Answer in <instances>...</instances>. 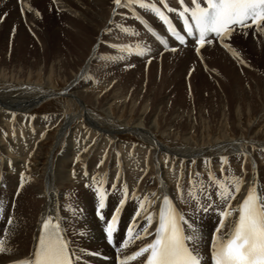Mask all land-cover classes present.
Masks as SVG:
<instances>
[{"label": "bare ground", "instance_id": "bare-ground-1", "mask_svg": "<svg viewBox=\"0 0 264 264\" xmlns=\"http://www.w3.org/2000/svg\"><path fill=\"white\" fill-rule=\"evenodd\" d=\"M12 1L13 3L19 2V0H10L8 5L11 4ZM28 1L32 0H22V2L25 3H28ZM33 1L39 2V4L43 2L47 4L46 1H48V3L53 2L52 0ZM92 1L96 6H100L101 8L103 7L107 10L109 18L105 21L104 27L101 30L99 29L100 31L97 32V39L94 38L97 42L92 48L87 50L89 54L85 60V65L83 63L84 66L81 68L82 70L79 69L78 74L74 75L70 79V82L64 89L60 90L52 87L48 79L50 76L46 77V80L43 82H25L22 80L9 81L7 79L8 77L3 76L5 74L0 75V82L4 84L0 87V239H7L8 245L12 249L11 254H0V264H11L13 260L26 258L30 254L34 237L38 235L41 218L42 216L47 215H55L61 218L62 226L66 228L67 237L72 241L74 247L98 253V255H84L82 264H116V249L113 245H110L107 242L106 235L103 231L104 223L96 216L97 199L95 192L93 191V188L86 187L87 184L91 183L92 176H96L97 179L106 178L107 182L104 187L109 189L106 199V208L103 210L106 218L111 215L114 207L118 204L120 195L118 191H113L111 189L113 182L117 184V188H120L122 184L126 183L130 195L133 191H135L138 195L150 194L152 192L159 193L161 191L169 195V197L174 200L178 208L186 214V218L190 220V222L202 235L200 250L209 264L211 237L218 225V214L214 210H209L207 213L202 210L196 211L194 203L191 205L181 203L177 199V183L179 182L183 191L187 193L188 187H190L188 183L189 178H193L195 173H200L201 177L204 176L203 174H209L210 171L221 172L222 165L219 159L221 156H226L228 159V164L223 165L224 169H228L227 166L229 163H233L235 161L238 162V164L243 165V160L245 159L244 154L246 153V162L249 164V167L245 179L251 180L253 174L255 173L258 176L259 184L264 187V155H260L264 154V131H261L260 128H258V126L261 127L260 125L264 122V87L262 89H258L256 87L253 94L246 92L245 88L243 90L242 86L244 78H248L249 80L251 79L253 82L257 81L260 68L263 69L261 77L264 76V35L255 33L253 28L246 30L238 29L233 32L229 41H233V45L231 47L235 51L240 50L243 55L245 52L256 54L258 47H260L259 43L261 42L263 53L262 56H255L253 59L242 55V57L245 58L242 59V57H239L237 62L233 60L234 69L232 70V77L235 78V81L233 84H230L229 82L230 87L228 88V92L230 99H232L235 104L231 110L226 104H222L219 111L223 117L228 119H230L231 114H234L235 118H239L240 116L247 117V115H256L255 119L249 123L247 122V125H243L242 122L238 121L236 125L234 124V127H236L235 129L231 130L230 128V131L233 134L232 136L227 133L228 131L226 128L224 131L222 129L223 132L221 136L210 137L205 140L200 137L194 138L193 134L196 132L195 123H192V120L189 121L187 119V129L180 136L179 131H174L175 128L179 129L182 124V120L179 122L177 120V116L180 112L177 108L170 110L171 113H169V115L172 116H170V119H166V115L168 113L166 110L167 104L165 103L168 98L165 96L160 98L158 104L153 105V108L149 112H146L149 107L147 109L146 107L140 108L137 110L138 112H136V119L133 118L134 120L127 121L114 115L112 105H115L116 103H113L114 101L111 102L114 99L109 98L110 100L106 102L98 101L97 96H94L96 93L94 95L92 94L91 88L88 86V82L84 80V76L88 74L87 72L90 70L88 69L89 65H92L90 62L93 59V56H95L94 53L98 46L101 32L110 28L111 25L114 24L115 20L117 21L120 19L123 20V22L125 21L123 27H127L129 29V33H135V35L125 33L126 38L130 40L129 42H127L128 40L125 42H133L135 46L146 45L150 48V51L157 54L166 48L159 44V42L153 37L152 32L155 31L160 35L167 34L164 29V23L160 21L154 13L147 9H141L138 5H134L135 14L127 8L117 9L114 14V5L112 4V0ZM0 2H3V0H0ZM145 2L157 3V6L161 7L163 10V6L159 3V0H145ZM166 2L170 7L179 10L180 5L178 0H166ZM190 2L191 0H185L186 4H190ZM53 6L54 5H52V7ZM61 7L62 6H60V8ZM64 9L67 12L66 15L70 19L72 11L70 8L66 9L64 7ZM42 10L44 11L45 9ZM60 11L61 10L59 9V12ZM17 12L14 13L16 15L9 16L7 25L4 23L6 29L2 31L1 34H11L14 25L21 27V21L23 20L21 19L22 16H25L24 19H26V21L28 20V14L20 16V12ZM45 12L48 13L47 10ZM166 14L180 24V19L175 13L166 12ZM137 16L139 19L136 18ZM75 17H77V15L74 16V18ZM84 18H86V20L88 19L89 22L88 14H84ZM29 20H31V17ZM109 21L112 22L109 23ZM82 22L83 21L73 19L69 21L68 26H63V24L60 25L52 19L49 24L55 37L59 34L58 31L61 30L64 33V36L71 39L73 37L75 38V36L71 34L72 30L70 26L76 25L75 27H77V25H82ZM0 25H2L1 21ZM148 29H151L152 31L150 32ZM23 30H25L23 27L21 30L18 29V33L20 35L18 37V41L25 44V41L22 40L21 37L23 36ZM243 40L244 42H242ZM112 43H114V41ZM213 43L216 44L205 45V47L212 49V51H214L217 55H222L221 53L224 52H230L227 48L223 49L220 47L222 44L218 40H214ZM180 46L181 45L176 42H172L168 49L171 47L179 48ZM185 46L186 48L195 50L194 39H190ZM208 56L206 57L208 58ZM241 60L246 63H241ZM64 63L65 61L61 54H54L49 66V71L53 72V69L61 70L60 67ZM36 65L38 71L45 72L46 67L43 64L42 59L40 60L37 58ZM108 81L112 80L110 79ZM104 83H106V81ZM258 85L259 84L255 86ZM134 94L136 95V93ZM210 94L212 93L210 92ZM218 95L224 103L223 95L225 96V94L219 92ZM63 96L69 97L72 101L71 109L60 115L62 117L60 120L63 124H60V128L57 129L58 133L56 136V144L59 143L60 139H63L64 148L59 155L46 156L48 163H44L45 165H42V168L41 166L32 168L26 160L28 157L35 155L24 154L29 145H31L29 144L30 142L27 137H30L29 135L32 133L36 134L37 138L40 134L39 132H42L39 131L41 128L39 127L41 125L40 121H36L32 118V111L35 107L49 101L51 98L53 99ZM87 98L92 100V106L94 109H90L87 108L88 106H85L87 101L85 103L84 101ZM112 98H114V96H112ZM256 99L258 101H256ZM119 100L121 99L119 98L118 101ZM253 100L255 101L253 102ZM122 101L124 102V100ZM250 102H253V106ZM134 104H136V101ZM94 110L102 113V116ZM129 115H131V113ZM60 116H54L48 125H51V123L54 124L56 120L60 121ZM78 117H82L84 119L87 127H90V132L98 134V139L95 141V148H92L93 151H89L91 153H88L90 155H85V147L92 141L89 139L87 141L86 138L83 139V137H85L82 135L83 126L80 128L81 126L77 124L78 128L75 130L71 129L70 126ZM31 120H33L35 131L29 130V127L26 126L27 124L25 125L27 122L31 123ZM12 130L16 136V133L21 134L20 138L16 136L9 137V134L11 133L10 131ZM128 132L136 135V137L138 136L143 143L138 144L135 142L136 144H131L122 142L118 135ZM23 137L26 139H23ZM159 137L166 140L167 143H164V141L160 140ZM177 141H182L183 144L179 145ZM245 141H247L246 144L243 143ZM107 143H109V145L111 144L112 151L110 152V155H101L103 152H106V150H103L102 152L101 149L104 147H101ZM145 147L150 150V155H142L145 153ZM121 149L124 150V153H121ZM117 153H119V156H117ZM133 153H136V155H132ZM42 156L43 155H38V158L41 159ZM77 157H79V159ZM101 159H103L104 162L98 167L97 165ZM244 167L246 168V166ZM141 169H144V171H141ZM237 169L239 170V168ZM28 170L32 171L34 179L30 177L31 173ZM151 170L156 172L152 177H150ZM74 171L75 177H73ZM85 171L88 173L87 177L84 176ZM181 172L183 173L182 176L180 175ZM117 173H119V181L116 180ZM21 174H23V181L21 179ZM105 174L110 175V184ZM218 175L220 174H216L218 178L222 177V175ZM239 175L242 174L240 173ZM140 177L143 178L140 179ZM161 185L163 187H161ZM246 188L247 184L244 188H242L241 193L237 195L236 200L233 201L234 205L244 194H246ZM32 203L38 204L36 216L32 213ZM136 208L137 204L134 199L130 198L126 201L120 214L118 226L119 231L114 234V243L125 237L127 227L131 223ZM16 212L18 214L17 218L14 214ZM9 218L13 221L12 226H9L7 223ZM140 223L142 225L143 221ZM29 226L31 227L29 228ZM6 231L9 233L7 237L4 236ZM144 242L146 241H136V243L128 249V252L135 250L136 247L140 246ZM132 264H137V262H132Z\"/></svg>", "mask_w": 264, "mask_h": 264}, {"label": "rangeland", "instance_id": "rangeland-1", "mask_svg": "<svg viewBox=\"0 0 264 264\" xmlns=\"http://www.w3.org/2000/svg\"><path fill=\"white\" fill-rule=\"evenodd\" d=\"M9 1L10 0H3V2H0V18H1L0 21L2 24L0 25V75L5 74L3 76L8 77L7 79L9 81L22 80L25 82L26 81L43 82L44 80H46V77L50 76L48 79L52 87L60 90L64 89L70 82V79L74 75L78 74L79 69L82 70L81 68H83V66L85 65L86 63L85 60L89 54L87 50L89 48H92L94 44L97 42V40H95L97 39V32L104 27L105 21L109 18L108 11L105 10L103 7L101 8L100 6H96L92 0H71V1L52 0L53 1L52 3L51 2L48 3V1H46L47 4H45V2L39 4V2H35L33 0L28 1V3H25L22 2V0H19L18 3L16 2L13 3L12 1V3L9 4L12 7L8 5ZM50 4L54 6L52 7V5ZM60 6H62L61 8L63 10L60 8ZM64 7L66 9L70 8L73 17L71 16V18L69 19V17L66 15L67 12L65 11ZM29 8H31V10H29ZM42 9L45 10L43 11ZM51 9L53 10L56 9V10L53 11ZM59 9L61 10L60 12ZM46 10L48 13L45 12ZM17 11L20 12L19 13L20 16L24 14L25 15L28 14V18L26 16L28 20L26 21V19H24L25 16H22L23 18L21 17V19L23 20L21 21V25H22L21 27L18 25H14L11 34L10 33L1 34V32L6 29L4 23L7 25V20L9 16L16 15L14 13ZM37 12H39V15H36ZM61 12L63 15L61 14ZM56 14L59 16H57ZM84 14H88L89 22L88 19L86 20V18H84ZM76 15L77 17L74 18V16ZM30 17L31 20H29ZM36 18H38L39 20ZM52 19H54V21L56 23H59L60 25L63 24V26H68L69 21L73 19H77V21H83V22L82 25H77V27H75L76 25L70 26L72 30L71 34L75 36V38L73 37L71 39H68L66 36H64V33L61 30L58 31L59 34L57 33L58 35L55 37V35L52 33L53 31L52 28H50V24H49L50 20ZM115 21L110 28L101 32L100 34L101 39L99 38L98 46L94 53L95 56H93V59L90 62V64H92L93 66L89 65L90 68L88 67V69L90 70H88L87 72L88 74L84 76V80L88 82L89 84L88 86L89 88H91L92 94L94 95L96 93L94 96L95 97L97 96L98 101L106 102L110 99H114L111 102L114 101L113 103H116L115 105L114 104L112 105L113 113L115 116H119L120 118L125 119L127 121H132L136 119V112H138L137 111L138 109L143 107H146L147 109L149 107L148 110L146 111L149 112L153 108V105L158 104L160 98H163L165 96L168 98V99L166 98L167 101L165 103L167 104L166 110L168 113L166 115V119H170V116H172L169 115V113H171L170 110L177 108L180 112L177 116V120L178 122L182 120L181 121L182 124L181 127H179V129L175 128L174 131H179L180 133L179 135L181 136L184 133V131L187 129L186 122L188 120L189 121L192 120L191 122L195 123V127H196V132L193 134L194 138L200 137L203 138L204 140L210 137L221 136L222 132L226 128H227L226 130L228 131L227 133L230 136H232L233 134L231 133L230 128L231 130L235 129L236 127L234 126L237 124L238 121L242 122L243 125H247L250 121H253L255 119L256 115H249V116L247 115V117L240 116L239 119V118H235L234 114H231L230 119H228L223 117L221 115V112H219L222 104H226L230 110L235 104L233 100L230 99L228 92V88L230 87L229 82L230 84H233L235 81V78L232 77V70L234 69L233 63L234 61L237 62L238 59L235 58L234 56H231L233 55L232 52H228V53L224 52L221 53L222 55H217L214 51H212V49H209L204 46L200 50V55H197L195 50L186 48V46H180L179 48L175 47L176 48L175 52L170 50L171 48H174L171 47L170 49H164L158 54L150 51L149 54L144 56L136 55L135 52L137 50V46H135L133 42L127 43L130 40L126 38L125 32L121 30L123 24H125V21L123 22V20L120 19L117 20L118 22ZM119 21H121L122 23ZM22 27L25 30H23L24 31L22 32L23 36L21 37L22 40L25 41V44L18 41L19 40L18 37L20 36L18 33V29L21 30ZM123 34L125 35V37ZM113 35L115 36V38ZM113 41L114 43H112ZM232 42L233 41L228 40L226 43L232 46L233 45ZM242 42H244V40ZM214 44L216 43H212L211 45ZM259 44L260 47H258L256 54L245 52V54L243 55L240 50L239 51L236 50V52L239 53L240 58L242 57V55L251 59H253L255 56H262L263 49L261 47V42ZM112 45L129 46L131 48V51L119 52L116 48H113ZM220 47L225 49L223 45H221ZM56 53H59L63 56L65 63L61 65L60 67L61 70L53 69L54 72L53 73L49 71L50 68L49 66L53 58V55ZM206 56H208V58ZM120 57L123 58L121 59ZM245 57H242V59ZM37 58H39L40 60L42 59L43 64L46 67L45 72L37 70V65H36ZM194 59L197 61H195ZM1 68L3 69V71ZM259 70L260 73L258 74L259 77L257 78V81L253 82L251 81V79L249 80L248 78L243 79L242 81L243 90L245 88L246 92H250L254 94L256 87L258 89H262L264 87V76L261 77L263 73L262 71L263 69L260 68ZM101 78H102V82H101ZM110 79L112 81H108ZM105 81L106 83L107 82L108 83L107 84L104 83ZM254 83L255 85L257 84L259 85L255 86ZM3 85L4 84L0 82V87ZM210 92L212 94H210ZM219 92L225 94V96L223 95L224 103L222 102L221 98H219L220 97L218 95ZM116 93H119L120 95ZM134 93H136V95ZM112 96H114V98H112ZM119 98L121 100L118 101ZM122 100H124L125 103ZM86 101L89 103H87ZM135 101L136 104H134ZM254 101L255 100H253V102ZM256 101L258 100L256 99ZM253 102H250V104H252ZM84 103L86 107L88 106L87 108L94 109L92 106L91 99L89 98L85 99ZM71 107H72L71 99L69 97L63 96V97H56L53 99L51 98L49 101H46L43 104H40L39 106L33 109L32 111L33 114H31L33 115L32 118L35 119L36 121H40L41 125L39 127L41 128L39 131L42 132H39L40 134L37 133L40 135V136L38 135L37 138H36L37 135L32 133H31L32 135L31 134L29 135L30 137H27L28 141L30 142L29 144L31 145H29L28 149H26L24 154L35 155L28 157L26 160L27 162H29L32 168H37L38 166H41L42 168V165L48 163L46 156L59 155V153L64 148L63 139H60L59 143L56 144L57 141L56 136L58 133L57 129L60 128L59 126L60 124L61 125L63 124L61 123L60 118L62 119V117L60 115H62L66 111H69ZM95 112L102 116V113L98 112L97 110ZM130 113L131 115H129ZM54 116L56 117L60 116L59 117L60 121L56 120V122L54 121L55 122L54 124L51 123V125H48L50 124V121ZM31 121H32L31 123L27 122L25 123V125L27 124L26 126L29 127V130L35 131L33 120ZM229 122L231 123V125ZM77 124L81 126L80 128H82L83 126L82 129L84 133L82 132V135L85 136L83 137V139L86 138L87 141L88 139L92 141L89 142L85 147L86 149L85 155H90L88 153H91L93 151L92 148H95L96 146L95 141L98 139V134L90 132L91 131L90 127L89 126L87 127L82 117L81 118L78 117L73 121V123L70 125L71 129L74 130L77 129L78 128ZM260 126L261 127L258 126V128H260L261 131H264L263 128L264 122H262ZM31 127H33L34 129ZM10 132L11 133L9 134V137H12L13 130ZM16 134L17 136L16 135L15 136L20 138L21 134L19 133ZM118 137L122 140V142H126V143H131V144L135 142L138 144L143 143L138 136L136 137V135L129 132L119 134ZM23 139L26 138L23 137ZM160 140L164 141V143H167V141L163 140V138H160ZM177 143L179 145L183 144L182 141H177ZM101 148H103L101 149L102 152L103 150H106V152L105 153L103 152L101 155H110V152L112 151L111 144L109 145V143H107L106 145H103ZM145 149L147 152L145 151ZM144 152L145 153L142 155H150V150L147 149L146 147L144 148ZM121 153H124L123 149H121ZM38 155H43V156L41 159H39ZM132 155H136V153L135 154L133 153ZM260 155H264V154H260ZM243 162H244L243 169L241 167L242 165L238 164V162L236 161L233 163H229L230 166L229 165L227 166L228 169H225L226 172H224V174L226 175L228 172H232L236 175H239L240 173L243 174L244 172L247 173L249 164L246 162V159H244ZM244 166H246L247 169ZM236 167L239 168V170ZM29 172L31 173L30 177L34 179V174L32 173V171ZM155 173L156 172L154 170H151L150 177H152ZM213 173L215 175L217 173L222 175L221 172H213ZM203 175L205 177L201 176L199 177V179L202 178L203 180L207 181L208 173ZM105 176L107 177V180L109 181L110 184V175L105 174ZM37 205H38L37 203L36 204L32 203L31 206L32 213L34 214V216H36L37 213L36 211ZM14 214L17 218L18 216L17 212ZM30 227L31 226H29V228Z\"/></svg>", "mask_w": 264, "mask_h": 264}, {"label": "snow or ice", "instance_id": "snow-or-ice-1", "mask_svg": "<svg viewBox=\"0 0 264 264\" xmlns=\"http://www.w3.org/2000/svg\"><path fill=\"white\" fill-rule=\"evenodd\" d=\"M178 2L179 10L170 7L166 0H159L163 6L162 10L157 3H146L145 0H112L114 14L120 8H127L135 14L134 5L151 11L167 25L168 32L181 45L186 44V36L192 37L197 55H200V50L205 45L218 40L234 57L239 58V53L226 43L233 32L253 28L255 33L264 35V0H191L190 4H186L185 0ZM166 12L175 13L182 21L183 27L180 31H177ZM36 15H39V12ZM136 18L139 19L138 16ZM121 30L129 33L127 27H122ZM182 32L184 34H181ZM152 35L168 48L166 40L155 32H152ZM112 47L119 52L131 51L129 46ZM170 50L175 52L176 48ZM149 53L150 48L146 45H137L136 55L144 56ZM241 63L246 62L241 60ZM243 143L246 144L247 141ZM244 156L246 159L247 154ZM219 159L222 178L210 171L205 181L199 179L200 173L197 172L194 174L195 178H189L190 187L187 193L183 191L180 183H177V199L181 203H194L196 211L217 212L219 220L211 237L210 264H264V187L259 184L255 173L251 180L245 179L246 172L242 175L228 172L225 175L223 165L228 164V159L226 156ZM103 162L101 159L97 166ZM241 167L243 169V165ZM84 176H88L87 171ZM21 179L23 181V174ZM116 180L119 181V173ZM106 182V178L97 179L92 176L91 183L86 187L93 188L95 192L96 216L104 223L103 231L107 242L116 249V264H208L200 250L202 235L169 195L163 191L143 195L133 191L130 195L126 183L117 188V184L113 182L111 189L118 191L120 195L118 204L106 218L103 211L109 192V189L104 187ZM246 184V194L234 205L233 201ZM130 198L137 204L135 214L127 227L125 237L114 243V234L119 231L120 214ZM7 223L12 226V219L9 218ZM8 235L6 231L4 236ZM138 240L146 242L128 252ZM11 252L7 239H0V254ZM84 255L98 253L74 247L67 237L66 228L62 226L61 218L47 215L41 218L38 235L34 237L30 254L26 258L13 260L11 264H82Z\"/></svg>", "mask_w": 264, "mask_h": 264}]
</instances>
